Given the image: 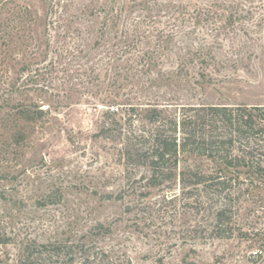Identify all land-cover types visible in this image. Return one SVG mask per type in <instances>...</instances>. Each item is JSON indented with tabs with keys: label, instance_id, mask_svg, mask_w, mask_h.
I'll return each mask as SVG.
<instances>
[{
	"label": "rangeland",
	"instance_id": "obj_1",
	"mask_svg": "<svg viewBox=\"0 0 264 264\" xmlns=\"http://www.w3.org/2000/svg\"><path fill=\"white\" fill-rule=\"evenodd\" d=\"M106 3L0 0V264L63 243L75 264H264V172L191 152L201 108L264 107V0ZM151 107L178 123V171L222 184L147 183L126 151Z\"/></svg>",
	"mask_w": 264,
	"mask_h": 264
},
{
	"label": "trees",
	"instance_id": "obj_2",
	"mask_svg": "<svg viewBox=\"0 0 264 264\" xmlns=\"http://www.w3.org/2000/svg\"><path fill=\"white\" fill-rule=\"evenodd\" d=\"M115 2L117 0H105L106 2ZM107 3L101 8L106 11ZM94 6L83 7L82 15H92ZM106 14V13H105ZM204 120V130L201 131V143H195L196 146L191 149L193 154L199 155L204 152L207 157L222 166L223 170L230 171L236 177L240 173L245 175L249 173L261 174L264 172V107L247 106H208L201 108ZM113 118L119 117L118 109L112 112ZM145 119L151 126L147 131L142 130L133 137L136 142L126 151L129 157L141 160L144 167L149 172L147 181L151 186H158L170 180L178 178L180 183L185 186L186 182H191L192 186L204 184L207 181L212 182L214 186L223 183L219 176L205 175L197 170L186 168L178 171L180 153H185L184 145L178 141V123L176 119L170 117H161V112L156 107L145 110ZM185 134V141L191 137L195 138V132ZM199 144L200 146H197ZM193 145V146H194ZM200 148V149H198ZM258 151V152H257ZM255 152H257L255 154ZM235 170V171H233ZM240 170V171H239ZM158 181V182H157ZM224 211H217L213 215L214 230L221 226V218ZM223 235L215 234L218 239ZM3 243V241H1ZM65 245H40L42 249H53L56 264H65L60 256L66 258V264H75L73 257V244ZM102 254V253H101ZM98 252L89 253L85 256L82 264H99L103 259ZM99 257V256H98ZM27 262L30 256L26 257ZM105 262V261H104ZM102 264H108L107 262ZM113 264V263H111ZM116 264V263H115ZM126 264H130L127 260Z\"/></svg>",
	"mask_w": 264,
	"mask_h": 264
}]
</instances>
